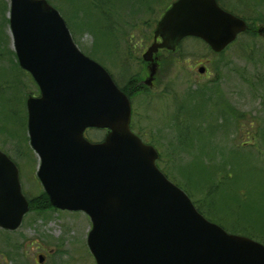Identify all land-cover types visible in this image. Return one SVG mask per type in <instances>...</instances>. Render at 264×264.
Masks as SVG:
<instances>
[{
	"label": "water",
	"instance_id": "95a60500",
	"mask_svg": "<svg viewBox=\"0 0 264 264\" xmlns=\"http://www.w3.org/2000/svg\"><path fill=\"white\" fill-rule=\"evenodd\" d=\"M9 27L18 64L40 92L26 101L37 177L54 209L89 217L87 245L96 264H264L262 244L207 221L158 170L156 150L130 130L128 98L78 50L55 9L45 0H10ZM246 31L245 21L216 0L175 1L143 55L144 84L156 75L157 51L174 52L192 37L218 54ZM257 33L264 36V27ZM88 129L107 134L91 143ZM28 211L19 171L0 152V228L17 230Z\"/></svg>",
	"mask_w": 264,
	"mask_h": 264
},
{
	"label": "rangeland",
	"instance_id": "374dc122",
	"mask_svg": "<svg viewBox=\"0 0 264 264\" xmlns=\"http://www.w3.org/2000/svg\"><path fill=\"white\" fill-rule=\"evenodd\" d=\"M0 1L4 6L9 2ZM47 1L63 17L79 50L101 64L120 87L127 78L145 76L141 57L153 42L152 34L161 14L175 0H103L107 10L105 12L116 17L115 20H110L111 25L99 14L93 12L92 15L83 0ZM94 1L97 6L102 0ZM248 2H255L260 9L258 18L261 17L259 20L263 24H254V27L264 26V0ZM5 15L7 10L0 13V88L11 92L0 96V150L15 161L19 168L22 191L32 198L38 196L43 189L36 177L38 158L29 146L27 129L23 124L27 119L24 108L26 97L29 94L36 95L37 90L25 74L19 75L13 68L15 56L12 55L9 27L1 19ZM248 15L254 16L252 13ZM247 23L252 24L249 21ZM98 28L105 35H99ZM119 30V35L114 33ZM247 43L248 41L241 39L216 55L201 41L188 39L181 44L177 53H166L163 57L156 88L133 99L137 131L144 140L153 142L160 154H163V162L160 164L164 173L177 185L188 190L206 216L221 224L228 233L236 216L240 220L241 227L238 228L248 226L247 221H250L251 215L245 211L247 206L239 208V204L241 205V199L245 200L249 195L254 198L258 193L253 189V183L260 180L264 183L263 174H249L248 170L240 167L242 160L235 167L239 171L234 174L241 181L236 185L238 188L230 193V197L220 196L221 192L216 189L221 179L218 174L223 176L232 167L231 163L226 162L232 151L237 154L242 151L252 152L251 160L264 166V135L259 130L264 120V37L260 36L246 46ZM185 58H189L190 62L183 61ZM200 60L210 69V81L200 78L193 67L190 69L193 61ZM7 82L13 85V89ZM16 88L21 90L17 91ZM193 93L200 94L205 104L209 101L213 106V103L221 102V107L235 109L237 115H242L243 118L242 121L231 122L227 130L215 129L219 136L218 142L214 145L213 141L206 147V153H210V156L202 158L206 159L204 166H217V171L209 170L211 174L205 186L203 180L200 183L193 177L196 173L191 171V156L180 154L179 158H173L175 143L183 127L176 126L177 117H183L179 116L182 112L179 108H187L186 103ZM214 95H217V99ZM11 99L14 104L10 110L2 103ZM201 107L202 103L197 109ZM208 113L209 109L203 107L199 109L197 116L204 118ZM211 113L214 120L218 121L220 114L215 115L213 109ZM86 136L90 141L99 142L104 133L89 130ZM165 157H169V160ZM234 158L230 156L231 161ZM165 159L168 161L166 164ZM249 179H252L253 184L250 188L247 186L250 184L246 182ZM201 185L205 187L204 190ZM207 191L214 193L208 199L205 197ZM227 203L230 204L229 210L225 206ZM90 228L89 218L80 212L49 211L40 216L30 212L17 231L7 233L0 230V264H37L39 254L47 256L45 264H95L86 245ZM3 241H9L7 248ZM14 248L19 249L18 257L10 259L5 252L7 250L13 254L15 252L10 249Z\"/></svg>",
	"mask_w": 264,
	"mask_h": 264
},
{
	"label": "trees",
	"instance_id": "16d2710c",
	"mask_svg": "<svg viewBox=\"0 0 264 264\" xmlns=\"http://www.w3.org/2000/svg\"><path fill=\"white\" fill-rule=\"evenodd\" d=\"M134 1L136 2V0ZM216 1L219 4V6L225 11L230 12L238 17L243 18L245 21H249L252 23L251 25L249 24L248 31L245 34L241 35L236 43H238V41L241 39L248 41V43L253 42L256 39H259L260 36H258V34L256 33V27H254L255 26L254 24H257V23L263 24V22L259 20L261 17L258 18L260 9L257 8L258 5H256L255 2H248V0H216ZM4 11H5V8H3V10H1L0 12L2 13ZM248 13L250 14L252 13L254 16H249ZM103 18L107 20L108 25H111L110 20H115V19H109L107 17H103ZM1 19H2V22H4V24L8 23V20L6 19L5 16L2 17ZM116 24H118V22ZM98 33L101 36L105 35V33H103V30L100 28H98ZM248 43L246 44V46L248 45ZM13 68L14 69L16 68L19 72V68L17 64H14ZM139 81H140V78L134 76L125 85H122L120 89L126 95H128V97L130 95L134 96L136 93L140 91V87L137 90H135ZM7 83L11 87V89H13V85L10 82H7ZM15 90L20 91L21 89L16 88ZM8 91L9 90H2L0 88V96L1 95L4 96L5 94H9V92H11V91L9 92ZM200 103H202L204 107V103L202 102V96L200 94L193 93V96L186 103L187 108H185L184 112L183 111L181 112V116L183 117H177L178 123L176 124V126H179V124H182L183 127L180 129V135L177 138V143H175V151H174L173 158L174 157L179 158L180 154L191 156L193 158L190 161L191 163L193 161V164L190 166L192 168L191 171L196 173V175L193 177L199 180L200 183H201V180H203L202 182H204V186H205L207 182L209 181L208 176H210L211 174L209 170L217 171V166H215L216 168L213 166L210 167L207 164L206 166H204L205 164L204 161H206V159L202 158V156L204 157L210 156V153H206L205 148L208 147L213 141L215 142L214 145L218 142L219 136L217 135L215 129L227 130L228 127L231 126L230 124L231 122L235 123V121H238V120L242 121L243 118H241L242 115L240 117L237 115L235 109L232 110L228 106H223L221 108L224 109V111L227 112L228 114L223 115L222 122L224 124L227 123L228 126L227 125L222 126L219 123L220 118L217 121V119L214 120V118L210 116H205L204 118L197 116L199 114V109L203 108L201 107L197 109ZM2 104L4 107H7L8 109L11 110V107L14 104V100L11 99L9 102H4ZM206 117H209L210 119ZM24 125L25 123L23 124V127ZM259 130L263 131L262 135H264V120L262 121V124ZM263 140H264V136H263ZM252 155L253 153L249 151L247 152L242 151L240 154H237V152L234 153L232 151L231 153L228 154V158H226V162L231 163L232 167L230 168L229 173L225 172L223 176L218 174V178L221 177V179H219L216 189H218V191L221 192L220 196L230 197V193L234 191V188L235 189L238 188L236 185L241 180H239L238 177L234 174L236 171H239L235 169V167L239 166V163L242 160L243 161L240 164V167L243 170H248L249 174L261 173L264 175V166L260 165L259 162L255 160H251ZM230 156L235 157L233 161L230 160ZM165 158L169 160V157H165ZM166 159H165V164L168 162ZM210 162H213V161H210ZM246 182L250 184V185H247L248 188H250L251 185L255 184V188L253 189L258 191V193L254 196V198H252L253 195L251 196L249 195V197L247 196V199L245 200L241 199V205L239 204V208L240 206H247L246 207L247 209L245 211L247 212V214L249 213L251 215V219H249L250 221H247L248 226L242 229V228H238L241 226H239L240 220L236 216L234 218L235 223L233 224V227H231L229 230H230V233L232 234L246 236L264 245V183L262 182V180H260L259 182L257 181L256 183L252 184V179H249ZM204 186L201 185V187H203V190L205 188ZM182 188L184 189V192L192 199L198 212L210 220V218L206 216V213L201 209L200 204H198V202H196L193 199L192 195L188 192V190H186L184 187ZM204 193L205 192H203V195ZM219 193H217V195H219ZM213 194L214 193L212 191H207L205 193V197L208 199L209 196ZM28 201L30 205V211L35 212L38 215H42L49 211L51 212L54 211L50 205L48 197L43 192H41L38 196L29 198ZM207 205L210 206V204L208 203ZM225 206H226V209L229 210L230 204L227 203ZM242 217H244V215H242ZM218 225H221V224H218ZM17 250L19 252V249L14 248V250L12 249L11 252L15 251V253L13 254L8 253L11 259H16L18 257Z\"/></svg>",
	"mask_w": 264,
	"mask_h": 264
},
{
	"label": "flooded vegetation",
	"instance_id": "af4514ba",
	"mask_svg": "<svg viewBox=\"0 0 264 264\" xmlns=\"http://www.w3.org/2000/svg\"><path fill=\"white\" fill-rule=\"evenodd\" d=\"M9 2H6V4H5V6H6V8H7V15L9 14V8H10V0H8ZM47 1V0H46ZM69 1H71V0H69ZM1 2V1H0ZM48 2V1H47ZM83 3H86L87 4V6H88V9H89V12L91 13V12H95V13H98L100 16H105V17H107V18H109L110 16H112V14H108V13H106L105 11H107L105 8H104V6H105V2L102 0L99 4H96L97 6H95L94 5V3H95V1L94 0H83ZM48 4L49 5H51L52 6V4H50L49 2H48ZM53 8H55L54 6H52ZM56 9V8H55ZM1 13V12H0ZM152 41H154V36H153V34H152ZM158 42H159V40H157ZM150 47V46H149ZM149 47H147V49L149 48ZM132 49H133V47H132ZM146 49V50H147ZM115 50H116V48H115ZM179 49L177 48V50H176V52H173V53H177V51H178ZM117 51V50H116ZM166 53L167 54H170V52H168V51H165V50H159V51H157V53L154 55V60H155V62L157 63V73H156V76H155V78H154V80H153V82H152V84H151V86L149 87L150 89V91L151 90H153V89H155L156 88V82H157V78L159 77V71H160V67H161V64H162V59H163V57H165V55H166ZM183 61H187V62H190V59L189 58H185ZM194 63L190 66V69H191V67H193L192 69L194 70V71H196L197 73H198V76L200 77V78H203L204 80H209L210 81V79H208V78H210V77H212L211 76V72H210V69L208 68V66L206 65V63L205 62H202V60H200V61H193ZM122 66H126V65H122ZM148 66H149V64H145V66H144V68H145V76L143 77V78H140V81H139V83L137 84V86H136V88H135V90H137L139 87H140V91L138 92V93H136L134 96H129L128 97V95H127V97L129 98V100H130V103H131V107H132V115H131V122H130V129H131V131L136 135V136H138L140 139H142V141L144 142V143H146V144H150V145H152L151 144V141H146V140H144L143 138H142V136L139 134V132L137 131L138 130V128H137V126H138V124L136 123V121H135V119H134V111H133V99H135L136 97H138L139 95H143V94H145V92H147V91H149V90H147L146 89V87H145V82L147 81L146 80V78L148 77ZM38 96V95H37ZM214 97L217 99V95H214ZM213 100L214 99H212V103H213ZM204 103V102H203ZM220 104H221V102H216V103H213V106L210 104V102L208 101V104L207 105H209L210 106V108L211 109H213V113L215 114V115H217V114H220V124L222 125V126H228V124L226 123V124H224L223 122H222V117H223V115L224 114H228L227 112H225L224 111V109H222L221 108V106H220ZM181 107H182V104H181ZM181 111H183L184 112V110H185V108H184V106L182 107V108H179ZM180 126H183L182 124H179V127ZM84 136H85V138L87 139V136H86V132H85V134H84ZM155 147V146H154ZM158 152H159V150H157ZM160 154V153H159ZM3 243L5 244L4 245V247H6L7 248V246H9L8 245V243H9V241H3ZM5 255L8 257L9 255H8V251L6 250V252H5ZM44 258H43V264H45V262H46V258H47V256L45 255V254H43L42 255ZM37 264H39L38 263V261H37Z\"/></svg>",
	"mask_w": 264,
	"mask_h": 264
}]
</instances>
